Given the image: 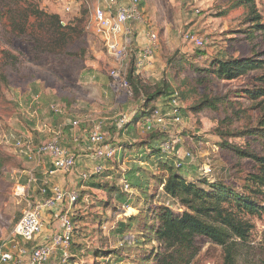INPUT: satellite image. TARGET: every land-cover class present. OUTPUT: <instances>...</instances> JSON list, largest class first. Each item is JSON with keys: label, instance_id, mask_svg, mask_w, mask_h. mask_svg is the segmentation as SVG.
<instances>
[{"label": "rangeland", "instance_id": "374dc122", "mask_svg": "<svg viewBox=\"0 0 264 264\" xmlns=\"http://www.w3.org/2000/svg\"><path fill=\"white\" fill-rule=\"evenodd\" d=\"M233 1L235 0H139L146 22L145 28L147 31L149 28L154 30L159 41L152 58L141 68L136 66L137 73L144 84L152 89L155 88L154 84L169 82L171 79L172 88L183 101L180 105L184 111V119L181 124L166 119L165 125H160L151 119V115L134 125L135 130L128 135L127 129L122 128L117 121L122 116H131L136 110L143 109L144 101L139 96L129 97L111 86V72L116 64L92 27L96 2L0 0V12L8 18L0 19V153L10 159L0 176V248L2 245L6 248L18 244L28 246V243L15 235V228L24 211L39 200L37 190L40 183L30 181L32 177L35 178L33 162L43 159L37 155V147H34L31 158L21 154L18 149L19 158L9 153V148L13 149V145L16 146L17 141L22 139L20 137L26 135L25 130L33 132L32 126L35 124L26 117L28 107L42 110L38 119H34L40 129L44 123L51 121L49 111L60 109L61 114L67 111L76 116L78 121L89 122L91 130L101 124L105 144L126 150L120 163L112 162L117 173L113 174V182L106 172L97 178L104 180L103 182L94 181L92 184L113 183L123 186L127 176L134 171V180L139 179L141 182V188H133L129 182L132 188L130 192L122 189L116 193H109L107 187L93 185L97 189L95 194L82 200L68 215L70 219L74 216L73 245L68 252V261L62 262L58 250L46 264H132L137 253L141 252L133 243L139 238L134 228V216L138 214V210H142L145 200L149 199L145 194L142 178L149 179L157 174L162 161L149 150V141L153 140L146 127L149 119L154 122L155 133L164 136V139L179 141L177 160L185 161L187 152L193 154V161L187 162L190 182L202 181L201 169L212 167L214 175L209 178L211 182L215 180L235 184L239 190L244 186L245 178L252 171L254 163L239 160L234 152L224 146H248L255 153L264 154L261 145L250 143L245 135L247 128L255 126L260 111L256 108V103L241 98L240 93L236 94L241 92L244 96V91L252 90L258 84L255 82L257 73L231 82H208L202 73L197 72V69H208L213 58L220 54L234 59L250 57V47L243 39L244 30H247V11L244 8L229 10ZM29 4L47 14L60 16L65 25L82 21L84 30L81 39H75L67 48V52L72 51L74 55L36 53L28 38L21 37L13 29L11 17L21 19ZM68 7L71 8L69 12ZM257 7L264 22V0H259ZM141 31L140 28L127 57L128 70L134 62L136 64L139 52L145 45ZM187 33L205 37L208 40L206 50L201 51L187 44L184 40ZM182 55L190 58L191 67L188 65L190 63L182 60ZM178 61L180 65L185 62L187 66L175 73L173 67ZM200 80H205L206 83L201 86L198 83ZM30 92L32 97H27V100L16 98L19 93L28 96ZM39 93H42V97L34 101L33 98ZM206 93L212 97L228 96L224 102L229 107H225L224 103L218 111H196V106L203 101ZM45 101L47 107L42 106ZM160 106L161 103L156 104V108L162 111ZM21 108H27L24 116ZM227 116L233 120L228 121ZM35 128L37 129L36 126ZM35 133L36 130L33 134ZM154 145L160 149L161 144L156 142ZM151 150L153 151L152 147ZM235 166L239 168L236 169ZM161 190L160 188L156 203L169 205L178 213H183L184 210L180 211V206L163 195ZM61 208L62 215L67 209L65 206ZM61 215L52 220L48 218L47 227L52 234L63 232ZM252 222L255 229L248 243L240 246L239 264H261L263 258L264 219L253 218ZM121 224L134 226L125 229L124 235H121ZM196 243L199 254L192 264L223 263L221 247L202 237Z\"/></svg>", "mask_w": 264, "mask_h": 264}, {"label": "trees", "instance_id": "16d2710c", "mask_svg": "<svg viewBox=\"0 0 264 264\" xmlns=\"http://www.w3.org/2000/svg\"><path fill=\"white\" fill-rule=\"evenodd\" d=\"M258 1L235 0L229 9L244 8L247 11V30H244L243 39L250 47V57L234 59L220 54L213 58L208 69H197V72L202 73L208 82L211 80L231 82L257 73L255 82L258 84L252 90L244 91V96L241 92L236 94L240 93L241 98H247L256 103L260 114L255 126L247 128L245 135L248 136L250 143L259 144L264 150V22L257 7ZM24 10L21 19L16 20L11 17V25L21 37L28 38L36 53L74 55L72 51L67 52V48L75 39H81L84 30L82 21L65 25L60 16L47 14L32 4ZM1 17L7 18L0 12V19ZM183 59L186 63H190L188 65L191 67L190 58L182 55ZM185 62L183 65H180L179 61L175 62L173 67L175 73H179L187 66ZM137 71L138 68L134 62L127 71V80L132 95L142 98L144 107L136 110L129 124L121 126L127 129L128 135L135 130L134 125L140 124L146 117L153 115L157 109V103L163 101L166 105L177 94L172 88L171 79L168 80L169 82L154 84L155 88L152 89L144 84ZM198 83L202 86L206 81L200 80ZM227 97H212L206 93L203 101L195 109L196 111L207 109L218 111L225 105L224 103H226L225 107H229V104L224 102ZM181 99L179 96L180 102L183 103ZM182 117L184 119L183 110ZM226 119L233 120L229 116ZM146 127L151 132L149 136L153 138L149 141L150 153L155 154V157L162 161L157 174H153L149 179L142 178L145 194L149 199L145 200L142 210H138V214L134 216L135 226L134 224L120 225L121 235H124L125 229L134 226L139 236L136 242L132 243L137 245L141 252L137 253L132 264H192L199 254L196 241L201 237L223 249L222 264H239L240 246L248 243L255 229L252 219H264V154L255 153L248 146L247 148L229 144L224 146L234 152L239 160L254 163L252 171L245 178V184L240 190L235 184L215 182V180L211 182L203 175H201L202 181L194 183L188 179L187 162L189 159L181 161L176 157L165 155L161 150V145L160 149L154 145L156 142L162 144L166 140L164 136L155 133L154 124L150 126L146 123ZM9 161V157L0 153V176ZM238 166L234 168L238 169ZM135 174L134 171L127 176L126 183L130 190L132 188L129 182L133 188H141L139 179L134 180ZM96 185L100 188L107 187L109 193L120 192L124 189L123 186L113 183L112 185L109 183ZM207 187L209 189H206ZM160 188L163 195L184 210L183 213H178L165 204L156 203ZM84 198V194L80 195L79 203ZM71 221L74 223L72 217ZM261 264H264V237Z\"/></svg>", "mask_w": 264, "mask_h": 264}, {"label": "built area", "instance_id": "2783aa9c", "mask_svg": "<svg viewBox=\"0 0 264 264\" xmlns=\"http://www.w3.org/2000/svg\"><path fill=\"white\" fill-rule=\"evenodd\" d=\"M85 2L91 0H82ZM96 2L92 16V27L99 38L102 39L109 56L115 62V68L111 72V86L124 92L127 96H132V90L127 80L128 64H126L130 49L134 44L135 37L138 36V30L142 29L143 39H145L144 48L139 52L136 60V66L141 68L142 65L149 61L154 51L158 47V34L149 28H145L146 22L142 16L139 0H94ZM71 8H67L69 12ZM187 44L193 45L199 50H206L208 40L203 36L187 33L184 36ZM54 112L61 114L60 109ZM131 116H122L117 122L120 126L129 124L132 120ZM153 121L160 125H165V120L170 119L175 124H181L182 107L179 101V95L176 94L169 102L168 110L165 112L157 109L152 118ZM149 119L147 124L152 125L154 122ZM79 125V121L73 123L74 127ZM60 132H52V137L45 143L37 147V155L46 156L50 159L54 169L70 173L76 167V156L69 150L65 149L60 143ZM90 147L88 153L97 160L112 161L115 160L121 148L109 144H105L106 139L101 124L94 126L90 132ZM178 143L176 139H166L161 144L162 152L167 156L177 157ZM17 149L21 154L31 158L33 147L30 142L24 140L17 141ZM185 158L193 161V154L187 152ZM104 167L99 165L91 171L81 175V180L87 182L95 175L104 173ZM212 167L205 170L201 169L203 176L213 178L214 172ZM123 188L126 192H130L129 185L124 181ZM80 200L78 191L70 190L55 186L52 189L51 196L35 205L29 206L24 211L22 218L15 228V235L20 237L24 243L34 241L43 232L44 223L43 214L49 210L66 207V211L61 215L63 232L54 233L49 236L46 241L33 249H28L26 245H13L6 248L2 245L0 248V264H46L51 255L56 250H62V262L66 263L69 258V250L73 243V225L68 217L71 209L76 207ZM169 206V205H167ZM182 211V208H180Z\"/></svg>", "mask_w": 264, "mask_h": 264}, {"label": "crops", "instance_id": "0c3cea01", "mask_svg": "<svg viewBox=\"0 0 264 264\" xmlns=\"http://www.w3.org/2000/svg\"><path fill=\"white\" fill-rule=\"evenodd\" d=\"M143 43L145 44V40H143ZM35 94V93H34ZM30 97H32V93L28 94V96H24L23 94L19 93L16 95V98L19 100H27ZM42 97V93H39L38 95L33 98L34 101L40 100ZM38 99V100H37ZM161 110L162 112H165L168 110L167 104H163L164 102L161 101ZM27 105V103H24ZM169 104V103H168ZM22 105V104H21ZM29 106V105H28ZM42 106L47 107V102L45 101ZM33 108V109H32ZM166 108V110H164ZM27 108H21L20 111H22V115L24 116V110ZM29 109V110H28ZM26 110V117L28 119H32V123L35 124L32 127V133H30L28 130L24 131V134L20 138H22L25 142H30L32 144V147H38L41 144L45 143L49 138L52 137V132H60V143L61 145L75 154L76 156V167L73 172L70 173H64L61 171H58L53 168L51 161L48 157L43 156V159L41 161H35L32 164V170L35 172V175H33L35 178H31V182L34 183H40V186L38 187V192L37 196L39 198L38 201H36V204L39 203L40 201L45 200V198H49L52 193V189L55 186H59L61 188H67L70 190L78 191L80 195L84 194L85 198H88L89 195H93L92 193L95 194V191H97L96 184L94 183H99L100 181L104 180H99L97 178L99 177H93L87 182H83L81 180V175L84 173H87L91 171L94 167L96 166H103L104 167V173L103 175L107 172L110 174V181L113 182V174H117L115 171V167L113 163H120V161L123 158L124 153L126 150H121L117 158L112 161H104V160H97L93 158L89 153H88V148L90 147V130H91V124L89 122H84V121H79V125L77 127L73 126V123L75 121H78L76 119V116L73 114H69L67 111H65V114H57L55 112L49 111V116L51 117L49 122L44 123L41 126L36 125V122L34 119H38L39 114L42 113V110L34 109V107H28ZM151 126V125H150ZM155 126V125H154ZM36 130V133L33 134ZM108 133H110L108 131ZM37 145H36V144ZM132 145V143H130ZM9 153H12L15 155V157L19 158L18 155H20V152L17 150L15 144L13 145V149L9 148ZM34 174V173H33ZM32 175V174H31ZM37 177V178H36ZM30 182V183H31ZM111 182V183H112ZM92 184V186H89L88 184ZM88 185V186H87ZM36 190V189H35ZM64 207V206H61ZM56 208L53 210H49L43 214L42 220L44 223L43 227V232L40 236H38L34 241L29 242L27 248L28 249H33L37 247L38 245L43 244L46 239L51 236L52 231L47 227L48 223V218L49 220L58 218L61 213L63 212V208ZM77 209V208H76ZM72 211V209H71ZM75 211V210H74ZM50 212V214H48ZM74 217V216H72ZM58 251V250H56ZM56 251L53 253L56 254ZM60 253L59 255L62 257V250H59Z\"/></svg>", "mask_w": 264, "mask_h": 264}]
</instances>
